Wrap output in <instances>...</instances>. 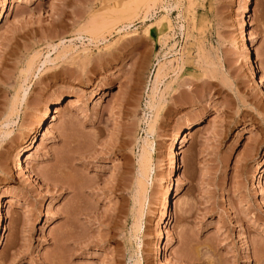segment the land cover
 Returning a JSON list of instances; mask_svg holds the SVG:
<instances>
[{"label":"rangeland","instance_id":"1","mask_svg":"<svg viewBox=\"0 0 264 264\" xmlns=\"http://www.w3.org/2000/svg\"><path fill=\"white\" fill-rule=\"evenodd\" d=\"M135 262L264 264V0H0V264Z\"/></svg>","mask_w":264,"mask_h":264},{"label":"bare ground","instance_id":"2","mask_svg":"<svg viewBox=\"0 0 264 264\" xmlns=\"http://www.w3.org/2000/svg\"><path fill=\"white\" fill-rule=\"evenodd\" d=\"M165 17H164V15H162L160 18H159V22L162 20V19H164ZM158 21H157V23H159ZM124 26V25H123ZM121 30V29H120ZM251 45V44H250ZM250 63V62H249ZM249 65V64H248ZM28 68V69H27ZM27 68H26V70H30V68H31V65L30 64H28V66H27ZM248 69V68H247ZM159 71L161 70V67L158 69ZM249 70V69H248ZM247 70V71H248ZM159 71H157V74H156V80H157V78L159 79V77L160 76H158V73H159ZM161 72V71H160ZM251 72L253 73V71H252V68H251ZM249 73H250V71H249ZM160 74V73H159ZM248 74V73H247ZM251 74V73H250ZM256 74V73H255ZM251 75H249V77H250ZM257 76V75H256ZM250 79H251V77H250ZM155 80V83L157 82L158 83V81H156ZM258 80V79H257ZM259 81V80H258ZM258 81H257V83H258ZM252 82H255V81H252ZM254 85L256 84V83H253ZM259 84V83H258ZM156 85V84H155ZM260 85V84H259ZM12 105H13V103H12ZM12 107V106H11ZM14 107V106H13ZM53 108H54V106H53ZM55 108H57V106L55 107ZM13 109V108H12ZM12 109H11V111H12ZM58 109V108H57ZM57 109H55L54 110V114H55V112H56V110ZM45 111V110H44ZM58 111V110H57ZM45 117V116H44ZM8 118V117H7ZM52 118H53V116H52ZM44 120V118L41 120V121H43ZM79 134V133H78ZM36 143V142H35ZM71 143V142H70ZM34 145V144H33ZM69 145V144H68ZM67 145V149L65 150V158L63 159V161H62V163H61V171H62V173H63V176H64V179L65 180H72L73 179V183H68V184H72V185H68V184H66L65 185V187L67 188V189H71V190H73L75 193H76V197H74V198H76L75 200H74V209H77L76 211H78L77 213H81V214H83V213H86V212H89L90 210H89V206H87L88 208H86L84 205H82V202L80 203V201H82V199H81V195L84 193V192H86L88 189H90V190H93L96 186V184H95V181L94 180H92V181H83V180H81V176H83L82 174H83V172L81 173V171L79 170V169H77V165H78V162L75 160H73V151L71 150V147L70 146H72V145H70V146H68ZM145 147V149H146V146H143L142 147V149ZM32 148V147H31ZM146 150H148V149H146ZM28 153V152H27ZM147 154V153H146ZM146 154H144V150H143V153L141 154L142 156H141V158H140V163H141V169H143V171H144V167H143V161H144V159L146 160V156H144V155H146ZM31 156L32 155H30V153L29 154H27V157H26V159H28V158H31ZM22 160V159H21ZM138 161V162H139ZM15 163H16V166H17V168L18 169H23V166H22V164H24V162L22 163L19 159L17 160V162H16V160H15ZM114 163V162H113ZM112 163V164H113ZM140 163H139V165H140ZM144 165H145V163H144ZM113 166V165H112ZM170 166V165H169ZM26 167V166H25ZM140 167L138 166V169H139V173H141V175H142V173L143 172H141V170H140ZM173 167L175 168V165H174V160H172V164H171V168L173 169ZM12 168H13V164H12ZM28 168V167H27ZM26 169V168H25ZM30 172L32 173V170H30ZM168 172H169V170H168ZM139 173H138V176H140L139 175ZM145 173V172H144ZM144 173H143V176H144ZM29 174V173H28ZM170 173H167V177H168V175H169ZM174 174V173H173ZM30 176H31V174H29ZM32 175H34V174H32ZM143 176H141V177H143ZM140 177V178H141ZM32 178H33V176H32ZM85 178V177H84ZM139 178V180H140V182H142L141 180H142V178L140 179ZM144 178V177H143ZM172 178H173V176H172ZM69 180V181H70ZM138 180V181H139ZM67 181H65V183L67 182ZM139 182V183H140ZM81 199V200H80ZM12 200V199H11ZM84 201V200H83ZM8 202H9V200H8ZM7 205V204H6ZM6 205L4 206L5 208H4V211L7 209L6 208ZM84 206V207H83ZM75 212V211H74ZM76 213V212H75ZM76 213V214H77ZM3 215V214H2ZM110 215V214H109ZM109 215H107V216H109ZM115 215H113V217H114ZM110 218H111V216H109ZM109 217H107L106 219H108ZM112 217V218H113ZM111 218V219H112ZM111 219H109V222H110V220ZM2 226V225H1ZM68 231V230H67ZM67 240H69V238H67ZM170 241H171V238H167L166 239V242H165V245H167V244H169L170 243ZM168 259V258H167ZM155 261V260H154ZM165 261H166V258H165ZM168 261V260H167ZM137 262H135V264H136ZM64 264H68V263H64Z\"/></svg>","mask_w":264,"mask_h":264}]
</instances>
